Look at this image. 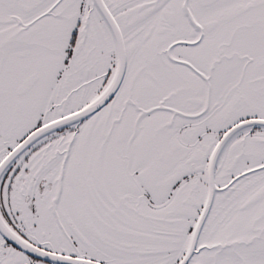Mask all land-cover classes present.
I'll return each instance as SVG.
<instances>
[{
  "label": "snow or ice",
  "instance_id": "1",
  "mask_svg": "<svg viewBox=\"0 0 264 264\" xmlns=\"http://www.w3.org/2000/svg\"><path fill=\"white\" fill-rule=\"evenodd\" d=\"M0 264H264V0H0Z\"/></svg>",
  "mask_w": 264,
  "mask_h": 264
}]
</instances>
